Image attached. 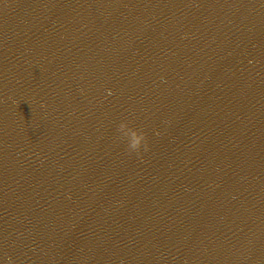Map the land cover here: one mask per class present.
<instances>
[{"label": "clouds", "instance_id": "clouds-1", "mask_svg": "<svg viewBox=\"0 0 264 264\" xmlns=\"http://www.w3.org/2000/svg\"><path fill=\"white\" fill-rule=\"evenodd\" d=\"M128 122L122 121L118 125V130L121 132H125L126 135L128 136L127 140V148L130 152H135L139 154L141 150H147L148 144L146 140V135L145 133L141 131H132V132H127L126 130L128 129ZM9 264H13L12 258L9 257Z\"/></svg>", "mask_w": 264, "mask_h": 264}]
</instances>
